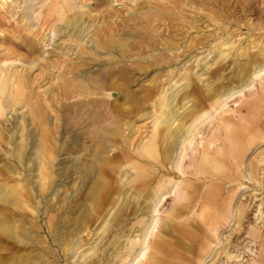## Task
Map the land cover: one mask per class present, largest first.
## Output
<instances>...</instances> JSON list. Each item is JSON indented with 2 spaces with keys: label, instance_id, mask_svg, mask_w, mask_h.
I'll return each mask as SVG.
<instances>
[{
  "label": "rangeland",
  "instance_id": "374dc122",
  "mask_svg": "<svg viewBox=\"0 0 264 264\" xmlns=\"http://www.w3.org/2000/svg\"><path fill=\"white\" fill-rule=\"evenodd\" d=\"M159 11L170 13V21L179 25L178 49L154 45L159 43H153L160 38L158 36H166V32H156L161 29L155 30V39L144 42V52L137 55L131 50V57L120 56L115 49L96 47L100 40L113 38L119 46L128 36H136L135 31L143 26L141 21L146 15L152 18L151 25H163V19L154 17ZM25 14L32 21L25 18ZM72 16L75 25H66ZM93 19L98 21L93 24ZM97 31L101 38L96 37L95 41L91 36ZM69 33H75L79 39L68 36ZM192 38L195 42L187 46ZM7 57L36 59L39 64L31 71L28 88L31 97L35 96L33 100L47 112L46 126L54 134L55 161L50 167L51 182L46 188L50 190L40 191L36 183L39 179L37 167L31 168L29 162L39 140L40 131L37 132L39 129L33 124L37 120L34 121L27 108L20 104L15 105V110L5 108L0 117V219H6L5 224L9 226L19 223L33 242H17L12 246L8 244L10 240H0V254L3 255L0 264H10L14 256L22 257L18 258L19 264H42L44 261L76 264L78 260L83 261L82 254H92V245H98L101 251L86 260L87 264H99L107 256L109 259L102 264H123L122 261L129 264L131 258L125 262V255L129 250L135 255L145 239L149 246L145 245L148 247L142 264H264V92L260 86L264 83V74L252 78L251 73L256 63H264V0H0V59ZM14 63L11 67L8 64L10 69H23L22 63ZM111 71H115L116 76ZM118 71L125 72L124 76ZM90 76L98 79L103 87L100 86L96 95L67 96L69 99L64 100L65 79L74 78L92 88L96 84ZM248 79L252 80L251 87L224 100L227 92L239 88ZM108 80L118 86L114 88L118 92L117 101L109 103L112 109L121 105L129 109V117L116 116L122 118L117 122L120 138L119 135L113 137L117 147L110 154L127 152L130 156L124 162L115 157L116 174L105 166L103 155L93 157L96 144L91 142L84 116L73 117L72 110L66 114L61 107L81 99L110 100L108 88L104 89L105 85H110ZM46 87L51 90L45 91ZM213 93L222 101L211 108ZM55 96L60 98L59 105ZM163 97L167 98V106L162 104ZM161 110L174 112L185 129L197 125L191 132L192 143L185 141L183 144L186 156L180 168H175L176 160H163L167 118H163L164 123L159 124L155 136L158 159L144 158L137 153L141 140L152 137L155 114ZM104 114L103 123L105 116L109 118ZM255 117H258L254 125L257 133L243 135L233 149L225 137L228 132L224 131L234 129L242 120L253 121ZM221 119L227 122L226 126ZM128 120L133 121L128 131L131 141L125 145L122 139L127 133L124 131ZM23 137L27 141L25 156L19 160L17 144ZM179 147L180 143L176 152ZM205 147L209 149L205 151L210 159L217 152L221 156H217L215 162L220 166L218 174L212 171L211 161L205 170L198 169ZM90 163L94 171L84 175ZM97 183H103L102 189ZM13 190L17 191L18 198H7L5 193ZM153 190L165 193L153 212L156 215L150 210L157 201L156 196L150 195ZM152 216L157 217L149 226L148 239L143 233ZM1 229L0 225V232L10 234ZM74 230L80 232L72 239L71 250L64 252L59 239L66 235L67 239L73 237L69 233ZM131 242L136 243L134 248ZM79 244L82 246L77 249Z\"/></svg>",
  "mask_w": 264,
  "mask_h": 264
},
{
  "label": "bare ground",
  "instance_id": "6f19581e",
  "mask_svg": "<svg viewBox=\"0 0 264 264\" xmlns=\"http://www.w3.org/2000/svg\"><path fill=\"white\" fill-rule=\"evenodd\" d=\"M5 1H11V0H5ZM152 1V0H151ZM178 1V0H177ZM104 2V1H103ZM135 2V1H134ZM156 2V1H154ZM176 2V1H175ZM14 3V2H13ZM82 3V2H81ZM91 3V2H90ZM158 3V1H157ZM181 3V2H180ZM183 3V2H182ZM196 3V2H195ZM194 3V4H195ZM23 4V3H22ZM21 4V5H22ZM103 4V3H102ZM137 4V3H136ZM163 4V2H162ZM176 4V3H175ZM19 5V6H21ZM26 5V4H25ZM111 5V4H110ZM147 5V4H146ZM168 6V4H166ZM180 5V4H179ZM102 6V5H101ZM158 7V6H157ZM180 7V6H179ZM18 8V6H17ZM25 7H23V10H24ZM162 8V6L160 7V9ZM176 8V7H175ZM27 9V8H25ZM88 9V8H87ZM147 9V8H146ZM159 9V7H158ZM182 8H180L181 10ZM17 10V9H16ZM164 10V9H163ZM26 11V10H25ZM91 10H89L90 12ZM165 11V10H164ZM94 12V11H93ZM91 12V13H93ZM171 12V11H170ZM178 13V12H177ZM29 14V13H28ZM21 15V14H20ZM152 15V14H151ZM157 16L154 15V17L157 19V20H161L163 19L164 20V23L163 25H158V24H150L152 18L151 17H148L147 15L145 16V18L142 19V24L143 26L141 27H138L137 31H135L136 36H128L127 39H125V41L122 42L121 45L117 46V44L112 41L113 38H111V40H100L99 39L101 37V35H99L100 31H97L96 35L95 34H92L91 36V39L93 38L95 40L96 37L97 40L99 41L100 44H97L96 43V47L97 48H102V49H105V48H108V49H115L117 52H119L120 56H127L129 55L130 57L132 56V54L130 53L131 50H135L137 55L139 54V52H142V46H144V42L146 41H149V40H152V39H155V35H154V32L155 30H158V29H161V30H158L156 31L157 33H161V32H166V36H158L160 37L159 39L156 38V41H154L153 43L155 42H159V43H155L154 45L156 46V44H160L161 46H163L164 48H170L171 49H178L180 47V42H179V39L177 38L178 36V33H177V30H180L178 29V24H174L172 23L170 20H172V16L170 13H166V12H163V11H159L158 14H156ZM25 18H28L29 15L25 14L24 15ZM176 16V15H175ZM23 18V17H22ZM72 18L73 16L68 19V21L65 23L66 25H70V26H74L75 24L72 22ZM140 18V17H139ZM174 18V17H173ZM206 18V17H205ZM29 19V18H28ZM87 19V18H86ZM135 19V18H134ZM177 19V18H176ZM16 20V19H15ZM24 21V18L22 19ZM194 20V19H193ZM28 21V20H27ZM26 21V22H27ZM29 21H32V19ZM28 21V22H29ZM96 19H93V24L96 23ZM139 22V21H138ZM77 23V22H76ZM86 23V22H84ZM90 23V21H89ZM162 23V22H161ZM194 24V23H193ZM35 25V24H34ZM209 25V24H208ZM212 25V24H211ZM36 26V25H35ZM56 26V25H55ZM20 27V26H19ZM32 27V26H31ZM37 27V26H36ZM80 27V26H79ZM78 27V28H79ZM88 27V25H87ZM93 27V26H92ZM123 27V26H122ZM193 27V26H192ZM26 28V27H25ZM47 29V28H46ZM61 29V28H60ZM67 29V28H65ZM90 29V28H89ZM123 29V28H122ZM188 29V28H187ZM198 29V28H197ZM227 29V28H226ZM217 30V29H216ZM37 31V30H36ZM153 31V32H152ZM188 31V30H186ZM229 31V30H228ZM55 30H53V34H54ZM78 33L80 31H77ZM125 32V31H124ZM128 32V31H127ZM130 32V31H129ZM192 32V31H191ZM237 32V31H236ZM67 33V32H66ZM52 34V35H53ZM64 34H65V30H64ZM120 34V33H119ZM123 34V33H122ZM134 34V33H133ZM202 34V33H201ZM213 34V32H212ZM252 34V33H251ZM5 35V33H4ZM27 35V34H26ZM57 35V34H56ZM68 36H72L73 38L75 39H79V36H76L75 33H69L67 34ZM66 35V36H67ZM194 35V34H193ZM215 35V34H214ZM181 36V35H180ZM192 36V35H191ZM56 37V36H55ZM62 37V36H61ZM193 37V36H192ZM182 38V37H181ZM188 38V37H187ZM212 38V37H211ZM183 39V38H182ZM181 39V40H182ZM214 39V38H213ZM230 39V38H229ZM233 39V38H232ZM22 40V39H21ZM96 41V40H95ZM251 41V40H250ZM37 42V40H36ZM145 42V44H146ZM152 42V41H150ZM149 42V43H150ZM185 42V41H184ZM194 43L195 42V38H192L189 42V45H191L190 43ZM209 42V41H208ZM38 43V42H37ZM220 43V42H219ZM224 43V42H223ZM240 43V42H239ZM184 44V43H183ZM208 44V43H207ZM206 44V45H207ZM10 45V44H9ZM46 45V44H45ZM153 45V44H152ZM205 45V46H206ZM116 46L118 48H116ZM217 47V46H216ZM58 48V47H57ZM159 48H161L159 46ZM158 48V49H159ZM16 49V48H15ZM44 49V48H43ZM54 49V48H52ZM144 49H145V46H144ZM199 49V48H198ZM60 50V49H58ZM164 50V49H163ZM162 50V51H163ZM229 50V49H228ZM56 51V50H55ZM107 51V50H106ZM46 52V51H45ZM144 52V51H143ZM146 52V51H145ZM209 52V51H208ZM29 53V52H28ZM33 53V52H32ZM43 53V52H42ZM135 53V52H134ZM135 53V54H136ZM151 53V52H150ZM144 54V53H143ZM159 54V53H158ZM5 55V53H4ZM35 55V54H34ZM39 55V54H38ZM136 55V56H137ZM142 55V53L140 54ZM236 55V53H235ZM159 56V55H157ZM216 56V55H215ZM42 57V56H41ZM47 57V56H46ZM81 57V56H80ZM96 57V56H95ZM161 57V56H160ZM129 58V57H128ZM153 58V57H152ZM169 58V57H168ZM167 58V59H168ZM241 58V57H240ZM143 59V58H142ZM194 59V58H193ZM36 59H31V60H22V59H19V58H10V57H7L6 59H0V117L1 115L4 113V109L5 108H9V109H13L15 110V105H21V107H26L27 108V111H28V114L29 116L34 120L36 121L37 120V123L36 122H33V124L39 129L37 130L40 131V133L38 134L39 136V140L37 141V145L35 146L36 149L35 150V153L32 157H30L29 159V162L31 163V168L34 167L36 165L37 167V170H38V179L36 182L37 184L39 183V186L40 188V191H44L46 188H48L47 186L49 185V183L51 182V176H52V170H50L51 166H53V162L55 161V141L53 139V133H51V130L50 128H47V121L45 120V118L47 117V112L45 110V108L38 102H36V100H33L35 98L31 97L32 94L30 92V88H28V83L30 82L29 80V77H30V74H31V71L34 69V67H38L39 64H37V62L35 61ZM41 60L43 62H46V59L45 58H41ZM166 60V59H165ZM255 60V59H254ZM52 61V60H51ZM57 61V60H56ZM14 62H17L19 64L22 63V70H18V71H15V70H12L10 69L11 65L14 63ZM143 63V62H142ZM148 63V62H146ZM158 63V62H157ZM253 63V62H252ZM256 63V62H255ZM8 64L10 65V67L8 66ZM15 64V63H14ZM113 64V63H112ZM144 65V64H143ZM141 64V66H143ZM148 65V64H147ZM17 66V65H16ZM50 67V65H48ZM94 66V65H93ZM114 66V65H113ZM146 66V65H145ZM144 66V67H145ZM152 66V64H151ZM13 67V66H12ZM20 67V68H21ZM55 67V66H54ZM99 67V66H98ZM14 68V67H13ZM19 68V69H20ZM108 68V67H107ZM163 68V67H162ZM106 69V68H105ZM105 69H103L104 71H106ZM113 69V68H112ZM116 68H114L115 70ZM120 69V68H119ZM118 69V70H119ZM145 69V68H144ZM166 69V68H164ZM111 70V69H110ZM139 70V69H138ZM143 70V69H142ZM158 70V69H157ZM120 71V70H119ZM118 71V72H119ZM124 70H122L123 72ZM189 71V70H188ZM111 72H114V76H116V72L115 71H111ZM121 72V71H120ZM119 72V73H120ZM125 73V72H124ZM123 73V74H124ZM252 75L253 77L252 78H255L259 75H262L264 74V63H256L253 67V70H252ZM81 74V73H80ZM79 74V76H80ZM84 74V73H82ZM93 74V73H91ZM110 74V73H109ZM120 73V75H123ZM241 74V73H240ZM119 75V74H118ZM126 75V74H125ZM105 76V75H104ZM103 76V77H104ZM113 76V77H114ZM124 76V75H123ZM123 76L121 79H123ZM110 75H108V79H109ZM118 77H121V76H118ZM126 77V76H125ZM172 77V76H171ZM262 77V76H261ZM117 78V77H116ZM170 77H168L169 79ZM31 79V78H30ZM163 79V78H162ZM165 79V78H164ZM167 79V80H168ZM90 80L91 81H94L96 85H94L92 88H88L86 87L85 84L79 82V81H76L74 80V78L72 79H68L66 81L65 79V85H63V91H64V100H68L69 98L67 96H72V97H88V95H96L97 91L100 89V82L98 79H95L94 77H91L90 76ZM105 80V79H104ZM118 80V79H116ZM125 80V79H123ZM129 80V79H128ZM166 80V81H167ZM37 81V80H35ZM121 81V80H120ZM126 81H127V77H126ZM162 81V80H161ZM165 81V82H166ZM251 81L252 80H247L243 83L242 86H240L239 88L237 87L236 89H233V90H230L229 92H225L226 95H224V100H227L229 98H232L233 96L243 92V90L245 88H249L251 87ZM97 82H99L97 84ZM102 82V81H101ZM104 82V81H103ZM106 82V81H105ZM104 82V83H105ZM109 82V80H108ZM123 82V81H122ZM33 83V82H31ZM110 83V82H109ZM149 83H152V80L149 81ZM175 83V82H174ZM253 83V82H252ZM107 84V82L105 83ZM103 84V85H105ZM117 84V83H115ZM114 82L111 81L110 85L107 86L105 85V88H108L107 89V95H108V98L110 100L108 101H99V100H77V101H74L72 104H62L61 107H62V110L68 114L71 112H73V117H81V116H84V119H83V122L86 124V128H87V131H88V134L90 133V137L91 138V142L92 144H96L95 145V149H96V152L94 151V154H93V157L94 158H97L98 156L100 155H103L104 157V161H105V166L109 169H111L112 172H114L116 174V169L118 167V165L115 163L116 159L115 157H119L121 159V161H127L129 160L130 156L129 154H127V152L123 153V152H120V153H111V151L115 150V148L117 147V144L114 142L115 140H113L114 136L115 135H119V131L117 130V122H121V119L122 118H126V117H129L127 114L129 112V109H125V105H121V106H118L114 109H112V107L110 106V102L111 104H114V101H117V95H118V92L115 90L117 88H115V85ZM120 84V82H119ZM123 84H126V83H123ZM122 85V84H121ZM127 85V84H126ZM191 85V84H190ZM240 85V84H239ZM33 86H34V83H33ZM51 86V85H50ZM114 86V87H113ZM158 86V85H156ZM162 86V85H161ZM260 86H261V90L264 92V83L261 82L260 83ZM102 87V86H101ZM118 87V86H117ZM124 87V86H123ZM126 87V86H125ZM150 87H153V86H150ZM163 87V86H162ZM103 88V87H102ZM115 88V89H114ZM154 88V87H153ZM152 88V89H153ZM161 88V87H160ZM93 89V90H92ZM162 89V88H161ZM160 89V90H161ZM35 90V89H34ZM51 90V87L49 89V87H46L45 88V91H50ZM121 90V89H120ZM151 90V89H150ZM188 90V88H187ZM246 90V89H245ZM149 91V90H148ZM147 92V91H145ZM163 92V91H162ZM213 91H211L212 93ZM33 93V92H32ZM74 93V94H73ZM35 94V93H34ZM160 94V93H158ZM241 95V94H240ZM128 97H130V95L128 94L127 95ZM126 96V99H128V97ZM213 99L214 101L211 103V108H214L215 105L219 103V99L217 96L214 95V93L212 94ZM215 96V97H214ZM175 97V96H174ZM238 97V96H237ZM48 99V98H47ZM54 99L58 100L57 102V105H59V101H60V98H56V96L54 97ZM85 99V98H84ZM151 99V98H150ZM53 100V99H52ZM222 101V100H221ZM254 102L257 101V99H253ZM47 102V101H46ZM162 104L163 105H166L167 106V98L163 97V100H162ZM189 102V101H188ZM170 103V102H169ZM168 103V104H169ZM175 104V102H174ZM252 105L253 102H252ZM52 106V105H51ZM49 107V106H48ZM47 107V108H48ZM73 107V109L71 108ZM129 107V106H128ZM173 107V106H172ZM101 109L103 110L101 112ZM103 112L107 115H109V118L107 119V117L105 116L106 118V121L105 123H103V119H102V114ZM112 112H115V114L111 115ZM168 112V113H167ZM165 112L164 110H161L159 113L155 114L156 116V119L153 123V132H152V137H146L144 140H141L140 142V146L138 147V154L139 156L141 157H144V158H148V159H158V156L160 155L159 154V146L156 145V140H155V136L157 135V130H158V127L161 126L159 124H162L164 123V120L163 118H166L168 120L167 121V130H168V134L164 140V148H163V155H164V158L163 160L168 161V162H171L172 160L175 161V168H180V165H181V161L185 158V154H184V151H186V147L185 145L183 146L184 142L187 141L189 144L192 143V140H193V136L191 137V132L194 131V129L197 127V125H190L188 126L186 129L184 128V123L181 122V118L180 117H177V115L174 113V112H170V111H167ZM15 113V112H14ZM104 114V115H105ZM117 114V115H116ZM121 114L122 118L119 119V115ZM153 114V113H152ZM15 115V114H13ZM51 115V114H50ZM154 115V114H153ZM23 116V115H21ZM116 116H119V117H116ZM137 116V115H136ZM143 115H140L139 117H141ZM55 117V116H54ZM104 117V116H103ZM138 117V116H137ZM9 118V117H8ZM73 119V118H72ZM80 119V118H79ZM118 119V120H117ZM257 119L258 117H255V119L252 121V120H242L240 121L238 124L235 125V128L234 129H230V131H224L225 133V137H227V140H228V144H230L231 142V145L233 146V149H236L237 145H238V142L240 140V138L245 135V134H250V132L252 133L253 131L255 132L256 128H254V125L256 126V123H255V120L257 122ZM177 120V121H176ZM221 123H223L224 125L227 123L226 121L224 120H220ZM2 122V120L0 121ZM3 122H4V119H3ZM17 122V121H16ZM14 123V122H13ZM258 123V122H257ZM16 124V123H15ZM132 124H133V121H127L125 122V126H126V129L124 132L127 131L126 135H123V139H122V142L123 144L125 145H128V143L131 141L130 139V136H128V131H130V128L132 127ZM136 124V123H135ZM25 126V125H24ZM28 126V125H27ZM80 126H82L80 124ZM226 126V125H225ZM32 127V126H31ZM34 127V126H33ZM33 129V128H32ZM256 129V130H255ZM31 130V129H30ZM35 130V128H34ZM11 132V131H10ZM34 131V133H37ZM28 133V132H27ZM33 133V131L31 132ZM222 133V132H221ZM257 133V132H255ZM9 134V133H8ZM259 134V133H258ZM257 134V135H258ZM32 135V134H31ZM30 135V136H31ZM36 135V134H35ZM65 135V134H64ZM256 135V134H254ZM10 136V135H9ZM14 136V135H13ZM18 136V134H17ZM21 136V135H20ZM118 137V136H117ZM217 137V136H215ZM119 138H120V135H119ZM2 139V137H0V140ZM11 139V138H10ZM22 141L20 143H18L17 145H19V148H18V158L19 160L22 159L23 155L25 156L24 154V149L26 148V144H27V141H26V138L23 137L21 138ZM99 139V140H97ZM96 140V141H95ZM16 141V140H15ZM36 142V141H35ZM209 142V141H208ZM67 143V142H66ZM180 143V147H179V150L177 149L178 152H176V148H177V145ZM12 144V143H11ZM216 144V142H215ZM210 145H211V141H210ZM61 146V145H60ZM189 146V145H188ZM230 146V145H229ZM34 147V148H35ZM263 147V146H262ZM92 148V147H91ZM211 148V147H210ZM231 148V146H230ZM127 149V148H126ZM128 150V149H127ZM203 156L202 158L198 161V169L200 171H203L205 170V167H207L208 165V162L210 163L211 167L214 166L212 168V171L215 172L216 174L217 173V170L219 169V165L216 162V159L218 160V157H221V156H218L219 152L215 153V156H211L212 159L209 158V154H208V151H205V150H209L208 148H203ZM4 151V150H3ZM30 151V150H29ZM100 152V153H99ZM211 152V151H210ZM59 153V152H58ZM13 154H16L13 152ZM30 155V154H29ZM108 155V156H106ZM218 156V157H217ZM176 158V159H175ZM60 159V158H59ZM27 160V159H25ZM57 160V158H56ZM160 160V159H159ZM154 161V160H153ZM161 161V160H160ZM159 161V163H161ZM59 162V161H58ZM23 163V162H22ZM26 163V162H25ZM66 163V162H64ZM247 163V162H246ZM58 164V163H57ZM100 164V163H99ZM10 165V164H9ZM14 166V165H13ZM28 166V167H29ZM25 167V166H24ZM27 167V168H28ZM29 167V168H30ZM74 167V166H73ZM14 168V167H13ZM21 168V167H20ZM29 168L27 170H29ZM185 168V167H184ZM24 169V168H22ZM104 169V168H103ZM155 169V168H154ZM14 170V169H13ZM20 170V169H19ZM25 170V169H24ZM31 171H33L32 169H30ZM85 173L84 175H90L93 171H94V165L93 163H90L88 166H86V169H84ZM260 171V170H259ZM30 172V171H29ZM37 172V171H36ZM35 172V173H36ZM26 173V172H25ZM179 173V172H178ZM13 174V173H12ZM57 174V173H56ZM20 175V174H19ZM180 175V173H179ZM182 175V174H181ZM180 175V176H181ZM259 175V174H258ZM60 176V175H59ZM6 177V176H5ZM56 177V176H55ZM20 178H23L20 176ZM61 179V178H60ZM28 180V179H27ZM31 180H34V179H31ZM24 181V180H23ZM35 182V180H34ZM24 183V182H23ZM33 184L34 186V183L33 182H30ZM63 183V182H62ZM76 183V181H75ZM178 183V182H176ZM175 183V184H176ZM25 184V183H24ZM65 184V182H64ZM98 184V183H97ZM103 184V183H102ZM102 184L99 183L98 187L99 189H102ZM80 185V184H79ZM38 186V187H39ZM75 186V185H74ZM174 186V185H173ZM31 187V186H30ZM67 187V186H66ZM175 187V186H174ZM244 187V186H243ZM172 188V187H171ZM176 188V187H175ZM33 189V188H32ZM31 189V190H32ZM37 189V190H38ZM174 189V188H173ZM36 190V189H35ZM36 190V191H37ZM47 190V189H46ZM50 190V189H49ZM47 190V191H49ZM53 190V189H52ZM38 193V195L41 193ZM173 191V190H172ZM171 191V192H172ZM34 192V191H33ZM153 193L150 194L152 196H156L157 197V201L154 202V204L151 207L150 210H152V213L156 211V207H157V204H159L160 200L163 199L165 196V193L163 194V192H157L156 190H153L152 191ZM31 193V192H29ZM151 193V191L149 192ZM167 193V192H166ZM6 194V197L7 198H15L17 199L18 198V193L17 191L13 190L12 192H9V193H5ZM35 194V193H34ZM66 194V193H65ZM168 194V193H167ZM166 194V195H167ZM254 194V193H253ZM30 195V194H29ZM37 195V196H38ZM44 195V194H43ZM175 195V194H174ZM45 196V195H44ZM53 196V195H52ZM36 197V196H35ZM41 197V196H40ZM150 198V197H149ZM238 198V197H237ZM32 199H33V196H32ZM43 199V198H42ZM55 199V198H54ZM153 200V198H151ZM150 199V200H151ZM53 200V198L51 199ZM50 200V201H51ZM37 201V200H36ZM33 203V202H32ZM31 203V204H32ZM39 203V201L37 202ZM34 205V204H33ZM35 206V205H34ZM147 207H149L147 205ZM46 208V207H45ZM70 208V207H69ZM149 209V208H148ZM10 210V209H8ZM33 210V209H32ZM195 210V209H194ZM147 211V210H145ZM20 212V211H19ZM40 212V211H39ZM143 212V211H142ZM158 212V211H157ZM36 213V212H35ZM46 213V212H45ZM144 213V212H143ZM175 213H176V210H175ZM192 213V212H191ZM155 214V213H153ZM39 215V214H38ZM156 215V214H155ZM172 215H174L172 213ZM35 216V215H34ZM203 216V215H202ZM31 217V216H30ZM36 217V216H35ZM48 217V216H47ZM157 217V216H155ZM155 217L152 216V219L150 221V225H148L147 227H145V231L143 233V237L146 236L147 234V231H149L148 229L150 228L149 226L152 225V223L155 221ZM39 218V217H38ZM19 219V218H18ZM37 219V218H36ZM6 220V219H5ZM5 220L4 219H0V225L2 226L3 229H1V231H8V235H6L4 232H0V240H10L9 241V245H12L14 246L13 244L17 243V242H26V243H29L31 242V235H29L28 232H26L25 229H22L19 225V223L15 224L14 226H9V224H5ZM75 223V222H74ZM157 223V221H156ZM155 224V223H154ZM38 225V224H37ZM48 225V224H47ZM107 225L109 226V224L107 223ZM31 226V225H30ZM82 226H85V223L82 225ZM39 227V226H37ZM36 227V228H37ZM27 228V227H26ZM40 228V227H39ZM141 228V227H140ZM152 228V227H151ZM107 228H105V230H107ZM143 229V228H142ZM42 231V230H41ZM72 231V230H71ZM142 231V230H140ZM152 231V233L154 232L153 229L151 230L150 229V232ZM59 232V231H58ZM70 232V231H69ZM80 230H74L72 233H69V236H73V237H70L69 239H67V235L65 237H60L59 241H61V244L63 245L62 249L65 251L67 250H71V245L73 243L72 239L75 236V234H79ZM135 232V231H134ZM139 233V232H138ZM141 233V232H140ZM149 233V232H148ZM57 234V233H56ZM151 234V233H150ZM55 235V234H54ZM63 235V234H62ZM129 235V234H128ZM141 235V234H140ZM148 235V234H147ZM153 235V234H152ZM55 237V236H54ZM136 237V236H135ZM139 237V236H138ZM148 237V236H146ZM120 238V237H119ZM140 238V237H139ZM150 238H151V235H150ZM136 239V238H135ZM141 239L143 240V238L141 237ZM149 239V237H148ZM140 240V239H139ZM141 240V241H142ZM146 240V239H145ZM143 241L141 242L137 247H139L137 253L135 255H133V253L131 252V250L128 251V253L125 255V262H127V259L128 258H131V261L129 262V264H142V261L145 259L143 258L145 256V248L147 250V247L149 246L148 244H145L146 241ZM97 241V240H96ZM148 241V240H147ZM150 241V240H149ZM33 242V241H32ZM31 242V243H32ZM80 242H82L80 240ZM134 242V241H133ZM131 242V246L134 248V245H136V243H133ZM42 243V242H41ZM60 243V242H59ZM95 243V242H94ZM112 243V242H111ZM148 243V242H147ZM150 243V242H149ZM3 244V243H2ZM25 244V243H24ZM98 244V243H97ZM34 245V244H33ZM145 245H148L147 247ZM82 245L79 244L77 249H79V247H81ZM123 246V245H122ZM74 248V247H73ZM72 248V250H73ZM122 248V247H121ZM120 248V249H121ZM127 248V247H126ZM91 253L90 255L88 256H85L84 254H82L83 256V261L79 262V260L77 262H75L76 264H84V262H86V260H89L90 257L94 254H97V251L100 250V247L98 245H92L91 246ZM20 250V249H19ZM103 250V249H102ZM149 250V249H148ZM101 251V250H100ZM104 251V250H103ZM112 252V251H111ZM224 252V251H223ZM62 253V252H61ZM71 253V252H70ZM14 254V253H13ZM47 255V254H46ZM65 255V254H64ZM75 255V254H74ZM87 255V254H86ZM103 255V254H102ZM24 256V255H23ZM42 256V253L41 255ZM38 256V257H40ZM77 256V255H76ZM46 257V256H44ZM43 257V258H44ZM50 257V256H49ZM79 257H81V255H79ZM95 257V256H94ZM147 257V256H146ZM11 258V257H10ZM18 258L19 259H22V257H17V256H14L13 260L10 261V264H19V261H18ZM107 259H102L101 262L99 264H102L104 260H108L109 257L107 256L106 257ZM3 259V255L0 254V261ZM55 259V258H54ZM80 259V258H79ZM92 259V258H91ZM100 259V258H99ZM97 260V259H96ZM92 261V260H90ZM116 261V260H115ZM43 261H41L42 263ZM48 261H44L42 264H48L47 263ZM36 263V262H35ZM122 263L124 264V261H122ZM87 264V262H86ZM88 264H91V263H88ZM94 264V263H93ZM126 264V263H125ZM128 264V263H127Z\"/></svg>",
  "mask_w": 264,
  "mask_h": 264
}]
</instances>
